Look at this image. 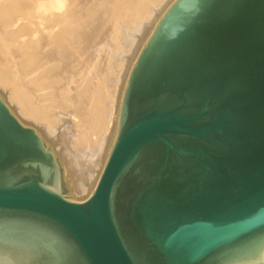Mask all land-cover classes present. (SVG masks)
I'll return each instance as SVG.
<instances>
[{
    "label": "water",
    "instance_id": "obj_1",
    "mask_svg": "<svg viewBox=\"0 0 264 264\" xmlns=\"http://www.w3.org/2000/svg\"><path fill=\"white\" fill-rule=\"evenodd\" d=\"M74 192L0 94V264H264V0L155 12Z\"/></svg>",
    "mask_w": 264,
    "mask_h": 264
},
{
    "label": "bare ground",
    "instance_id": "obj_2",
    "mask_svg": "<svg viewBox=\"0 0 264 264\" xmlns=\"http://www.w3.org/2000/svg\"><path fill=\"white\" fill-rule=\"evenodd\" d=\"M167 0H0V94L90 193L142 26Z\"/></svg>",
    "mask_w": 264,
    "mask_h": 264
}]
</instances>
